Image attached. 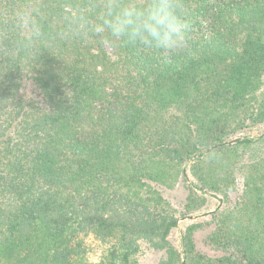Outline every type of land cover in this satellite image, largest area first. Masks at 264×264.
Masks as SVG:
<instances>
[{
    "label": "trees",
    "instance_id": "16d2710c",
    "mask_svg": "<svg viewBox=\"0 0 264 264\" xmlns=\"http://www.w3.org/2000/svg\"><path fill=\"white\" fill-rule=\"evenodd\" d=\"M104 3L0 0V264H264V0H180L175 56Z\"/></svg>",
    "mask_w": 264,
    "mask_h": 264
},
{
    "label": "clouds",
    "instance_id": "9594fccd",
    "mask_svg": "<svg viewBox=\"0 0 264 264\" xmlns=\"http://www.w3.org/2000/svg\"><path fill=\"white\" fill-rule=\"evenodd\" d=\"M78 30L101 43L138 47L175 56L187 51L190 23L180 12V0H105L96 18L77 14ZM33 25L38 35L40 25Z\"/></svg>",
    "mask_w": 264,
    "mask_h": 264
},
{
    "label": "rangeland",
    "instance_id": "374dc122",
    "mask_svg": "<svg viewBox=\"0 0 264 264\" xmlns=\"http://www.w3.org/2000/svg\"><path fill=\"white\" fill-rule=\"evenodd\" d=\"M255 135H257V134H255ZM208 207L210 209H214L215 207H217V202L214 199L210 200ZM195 218L196 217H193V219H195ZM187 222H188L187 220H181L180 221L179 229H174L172 234H171L172 241L178 243L181 230L186 225ZM93 247H94V250L92 251L90 257H91V259L95 260L101 254V251H100L101 246L98 244V242L97 243L94 242Z\"/></svg>",
    "mask_w": 264,
    "mask_h": 264
}]
</instances>
